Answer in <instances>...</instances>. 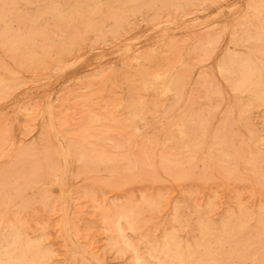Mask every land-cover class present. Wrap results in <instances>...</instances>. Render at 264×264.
Segmentation results:
<instances>
[{
  "label": "rangeland",
  "instance_id": "obj_1",
  "mask_svg": "<svg viewBox=\"0 0 264 264\" xmlns=\"http://www.w3.org/2000/svg\"><path fill=\"white\" fill-rule=\"evenodd\" d=\"M159 1L0 0V242L6 237L0 253L9 248L11 252L1 253L0 260L8 259L10 264L18 260L20 264L29 260L30 264H150L152 259V264H178L165 253L169 245L183 256L191 251L194 258L212 259L218 254V264L264 263V98H256L264 92V37L259 31L264 24V0ZM50 3L61 14L45 13ZM178 70H183L180 75ZM198 137L201 146L196 144ZM168 147L171 151L167 152Z\"/></svg>",
  "mask_w": 264,
  "mask_h": 264
},
{
  "label": "bare ground",
  "instance_id": "obj_2",
  "mask_svg": "<svg viewBox=\"0 0 264 264\" xmlns=\"http://www.w3.org/2000/svg\"><path fill=\"white\" fill-rule=\"evenodd\" d=\"M63 1H64V0H63ZM72 1H73V0H72ZM74 1H75V0H74ZM103 1H104V0H103ZM108 1H109V0H107V2H108ZM148 1H150V0H148ZM155 1H156V0H155ZM160 1H161V0H160ZM160 1H159V3H160ZM166 1H167V0H166ZM178 1H179V0H178ZM180 1H181V0H180ZM36 2H37V1H36ZM77 2H78V0H77ZM88 2H89V1H88ZM96 2H97V0H96ZM119 2H120V1H119ZM131 2H132V1H131ZM134 2H135V1H134ZM55 3H56V2H55ZM64 3H65V2H64ZM80 3H81V1H80ZM94 3H95V1H94ZM97 3H98V2H97ZM110 3H111V1H110ZM123 3H124V2L122 1V3H121V4H122V7H123ZM126 3H127V2H126ZM139 3H141V2H139ZM148 3H149V2H148ZM39 4H40V3H39ZM50 4H51V3H50ZM74 4H75V3H74ZM87 4H88V3H87ZM107 4H108V3H107ZM134 4H135V3H134ZM144 4H146V3H144ZM150 4H151V3H150ZM184 4H185V3H184ZM3 5H4V4H3ZM30 5H31V3H30ZM78 5L80 6V4H78ZM84 5H85V4H84ZM104 5H105V4H104ZM124 5H125V4H124ZM126 5H128V4H126ZM138 5H139V4H138ZM88 6H89V4L87 5V7H88ZM117 6H118V5H117ZM131 6H132V4H131ZM181 6H182V5H181ZM6 7H7V6H6ZM68 7H69V6H68ZM68 7H66V8H68ZM81 7H82V6H81ZM93 7H94V6H93ZM115 7H116V6H115ZM125 7H126V6H125ZM129 7H130V6H129ZM134 7H135V6H134ZM72 8H73V10L76 9V8H74L73 6H72ZM126 8H127V7H126ZM132 8H133V6H132ZM135 8H136V7H135ZM250 8H251V6H250ZM99 9H100V7H99ZM124 9H125V8H124ZM129 9H131V8H129ZM175 9H176V8H175ZM229 9H230V8H229ZM252 9H253V8H252ZM255 9H256V7H255ZM9 10H10V9H9ZM62 10H63V9H62ZM79 10H81V9H79ZM83 10H84V9H83ZM88 10H89V9H88ZM88 10L86 9V11H88ZM105 10H106V9H105ZM156 10H157V9H156ZM5 11H6V10H5ZM7 11H8V10H7ZM12 11H13V10H12ZM28 11H29V10H28ZM43 11H44L45 13L48 12V14H49V12H50V13H54V14H61V12H59V11L57 10V6H53V4L45 6L44 9H43ZM71 11H72V10H71ZM71 11H69V12H71ZM84 11H85V10H84ZM107 11H109V8H107ZM113 11H115V10H113ZM124 11H125V10H124ZM180 11H182V10H180ZM256 11H257V10H256ZM31 12H33V11H31ZM35 12H36V11H35ZM74 12H76V11H74ZM78 12H79V11H78ZM89 12H90V11H89ZM29 13H30V12H29ZM72 13H73V12H72ZM80 13H81V12H80ZM97 13H98V12H97ZM106 13H107V12H106ZM126 13H127V12H126ZM130 13H131V12H130ZM8 14H9V13H8ZM38 14H39V13H38ZM40 14L42 15V13H40ZM46 14H47V13H46ZM65 14H66V13H65ZM70 14H71V13H70ZM86 14H87V13H86ZM90 14H91V13H90ZM104 14H105V11H104ZM113 14L115 15L116 13H113ZM113 14H112V15H113ZM26 15H28V14H26ZM33 15H34V14H33ZM62 15H63V13H62ZM67 15H68V13H67ZM75 15H76V14H75ZM87 15H88V14H87ZM95 15H96V14H95ZM251 15H252V14H251ZM9 16H10V15H9ZM52 16H53V15H52ZM60 16H61V15H60ZM69 16H70V15H69ZM77 16H79V14H78ZM91 16H92V15H91ZM109 16H110V13H109ZM14 17H15V16H14ZM32 17H33V16H32ZM45 17H46V16H45ZM54 17H55V16H54ZM57 17H58V16H57ZM61 17H62V16H61ZM63 17H64V18H67L66 16H63ZM70 17H71V16H70ZM110 17H111V16H110ZM112 17H113V16H112ZM112 17H111V18H112ZM15 18H17V17H15ZM35 18L37 19V17H35ZM38 18H39V17H38ZM46 18H47V17H46ZM50 18H51V17H50ZM74 18H75V17H74ZM79 18H80V16H79ZM102 18H104V17L102 16ZM111 18H110V19H111ZM22 19H23V18H22ZM40 19H42V17H41ZM48 19H49V18H48ZM52 19H53V18H52ZM56 19H57V18H56ZM62 19H63V18H62ZM69 19H70V18H69ZM69 19H68V20H69ZM76 19H77V18H76ZM88 19H89V18H88ZM112 19H113V18H112ZM7 20H8V19H7ZM53 20H54V19H53ZM33 21H34V20H33ZM37 21H38V20H37ZM37 21H36V22H37ZM41 21H42V20H41ZM41 21H40V22H41ZM74 21H75V20H74ZM84 21H85V20H84ZM87 21H88V20H87ZM28 22H29V21H28ZM42 22H43V21H42ZM66 22H67V21H66ZM68 22H69V21H68ZM80 22H81V21H80ZM254 22H255V20H254ZM254 22H253V24H254ZM262 22H263V21H262ZM8 23H9V22H8ZM30 23H31V22H30ZM58 23H59V22H58ZM61 23H62V22H61ZM249 23H250V21H249ZM15 24H16V23H15ZM42 24H43V23H42ZM46 24H47V21H46ZM46 24H45V22H44V26H45ZM72 24H73V23H72ZM81 24H82V23H81ZM253 24H252V25H253ZM21 25H22V24H21ZM24 25H25V24H24ZM31 25H32V23H31ZM33 25H34V23H33ZM57 25H58V24H57ZM57 25H56L55 27H57ZM62 25H63V24H62ZM98 25H99V24H98ZM252 25H251V26H252ZM28 26H29V25H28ZM44 26H43V27H44ZM59 26H60V25H59ZM71 26H72V25H71ZM80 26H81V25H80ZM259 26H260V25H259ZM36 27H37V26H36ZM38 27H39V26H38ZM43 27H42V28H43ZM50 27H51V26H50ZM62 27H63V26H62ZM66 27H67V26H66ZM73 27H75V26L73 25ZM82 27H83V26H82ZM253 27H254V26H253ZM48 28H49V27H48ZM52 28H53V25H52ZM83 28H84V27H83ZM98 28H100V27H98ZM112 28H113V27H112ZM139 28H140V27H139ZM255 28H256V26H255ZM259 28H260L259 31L261 32V34H262L263 37H264V24H263L262 27L260 26ZM53 29H55V28H53ZM57 29H58V28H57ZM64 29H65V27H64ZM81 29H82V28H81ZM247 29H248V28H247ZM251 29H252V27H251ZM71 30H72V29H71ZM78 30H79V29H78ZM244 30H245V32H246V29H244ZM256 30H257V29H256ZM48 31H49V29H48ZM73 31H74V30H73ZM93 31H94V30H93ZM99 31H100V30H99ZM218 31H219V30H218ZM242 31H243V30H242ZM257 31H258V30H257ZM2 32H3V31H2ZM26 32H27V31H26ZM29 32H30V31H29ZM29 32H27V33H29ZM56 32H57V31H56ZM64 32H65V31H64ZM68 32H70V31H68ZM71 32H72V31H71ZM75 32H76V31H75ZM96 32H97V31H96ZM260 32L258 33L259 35H260ZM40 33H41V32H40ZM43 33H44V32H43ZM48 33H49V32H48ZM48 33H47V34H48ZM58 33H59V32H58ZM72 33H74V32H72ZM80 33H81V32H80ZM87 33H88V32H87ZM243 33H244V32H243ZM38 34H39V33H38ZM51 34H52V32H51ZM62 34H63V33H62ZM62 34H61V35H62ZM75 34H76V33H75ZM75 34H74V35H75ZM89 34H90V33H89ZM93 34H94V32H93ZM256 34H257V32H256ZM5 35H6V34H5ZM34 35H35V34H34ZM66 35H67V34H66ZM82 35H83V34H82ZM243 35H244V34H243ZM259 35H258V36H259ZM71 36H72V34H71ZM77 36H78V35H77ZM249 36H250V34H249ZM43 37H44V36H43ZM67 37H68V36H67ZM69 37H70V36H69ZM69 37H68V38H69ZM75 37H76V36H75ZM81 37H82V36H81ZM245 37H246V36H245ZM253 37H254V36H253ZM29 38H30V36H29ZM37 38H38V37H37ZM41 38H42V37H41ZM47 38H48V37H47ZM53 38H54V37H53ZM56 38H57V37H56ZM60 38H61V37H60ZM63 38H64V37H63ZM68 38H66V40H67ZM73 38H74V37H73ZM243 38H244V37H243ZM255 38H256V37H255ZM260 38H261V37H260ZM51 39H52V38H51ZM51 39H50V40H51ZM70 39H71V37H70ZM70 39H68V40H70ZM77 39H78V38H77ZM247 39H248V38H247ZM249 39H250V38H249ZM262 39H263V38H262ZM38 40H39V39H38ZM48 40H49V39H48ZM68 40H67V41H68ZM80 40H81V39H80ZM242 40H243V39H242ZM250 40H251V39H250ZM256 40H257V39H256ZM44 41H45V40H44ZM44 41H43V43H44ZM78 41H79V40H78ZM83 41H84V40H83ZM83 41H81V42H83ZM244 41H245V40H244ZM252 41H253V40H252ZM261 41H263V40H261ZM261 41H260V42H261ZM26 42H27V41H26ZM37 42H38V41H37ZM48 42H49V41H48ZM68 42H70V41H68ZM249 42H250V41H249ZM254 42H255V41H254ZM263 42H264V41H263ZM8 43H9V41H8ZM251 43H252V42H251ZM256 43H257V42H256ZM261 43H262V42H261ZM14 44H15V45H20V43L17 42V41H14ZM38 44H39V43H38ZM64 44H65V43H64ZM68 44H70V43H68ZM73 44H74V43H73ZM73 44H72V45H73ZM248 44H249V43H248ZM253 44H254V43H253ZM253 44H252V45H253ZM257 44H258V43H257ZM259 44H260V43H259ZM32 45H33V43H32ZM41 45H42V44H41ZM60 45H61V44H60ZM66 45H67V44H66ZM70 45H71V44H70ZM238 45H239V44H238ZM240 45H241V44H240ZM244 45H245V43H244ZM252 45H251V48H252ZM5 46H6V45H5ZM171 46H173V45H171ZM171 46H170V48H171ZM254 46L256 47V44H254ZM257 46H258V45H257ZM44 47H45V46H44ZM60 47H61V46H60ZM246 47H247V45H246ZM13 48H14V47H13ZM69 48H70V47H69ZM167 48H169V47H167ZM170 48H169L168 50H170ZM8 49H9V48H8ZM39 49H40V48H39ZM41 49H42V48H41ZM72 49H73V47H72ZM158 49H159V48H158ZM171 49H172V48H171ZM249 49H250V48H249ZM56 50H58V49H56ZM68 50H69V49H68ZM70 50H71V49H70ZM162 50H163V49H162ZM165 50H166V49H165ZM168 50H167V51H168ZM206 50H207V49H206ZM252 50L254 51V49H252ZM252 50H251V51H252ZM257 50H258V49H257ZM8 51H9V50H8ZM41 52H42V51H41ZM47 52H48V50H47ZM47 52H46V53H47ZM168 52H169V51H168ZM212 52H213V51H212ZM255 52H256V51H255ZM153 53H154V52H153ZM170 53H171V52H170ZM173 53H174V52H173ZM262 53H263V52H262ZM262 53H261V54H262ZM16 54H17V53H16ZM59 54H60V53H59ZM59 54H57V55H59ZM168 54H169V53H168ZM168 54H167V55H168ZM151 55H153V54H151ZM7 56H8V54H7ZM158 56H159V55H158ZM169 56H170V55H169ZM228 56H230V55H228ZM238 56H239V55H238ZM246 56H247V55H246ZM150 57H151V59H152V56H150ZM155 57H156V56H155ZM163 57H164V55H163ZM163 57H162V58H163ZM188 57H189V56H188ZM195 57H196V56H195ZM164 58H165V57H164ZM168 58H169V57H168ZM189 58H193V57L190 56ZM189 58H188L187 60H189ZM233 58H234V57H233ZM166 59H167V58H166ZM166 59H165V60H166ZM197 59H198V58H197ZM201 59H202V58H201ZM201 59H199V60H201ZM227 59H228V57H227ZM229 59H231V58H229ZM247 59H248V58H247ZM251 59H252V58H251ZM147 60H148V59H147ZM155 60H156V59H155ZM159 60L162 61L163 59H160V58H159ZM191 60H192V59H191ZM191 60H190V61H191ZM203 60H204V59H203ZM203 60H201V61H203ZM225 60H226V59H225ZM238 60H239V59H237L236 61H238ZM34 61H35V60H34ZM148 61H149V60H148ZM168 61L170 62V60H168ZM173 61H174V60H173ZM190 61H189V62H190ZM228 61H230V60H228ZM231 61H232V59H231ZM234 61H235V60H234ZM239 61H240V60H239ZM242 61H243V60H242ZM29 62H30V61H29ZM169 62H168V63H169ZM198 62H199V61H198ZM223 62H224V61H223ZM232 62H233V61H232ZM243 62H244V61H243ZM17 63H18V62H17ZM43 63H45V62H43ZM146 63H147V62H146ZM154 63H156V61H155ZM158 63H159V61H158ZM162 63H164V62H162ZM195 63H196V59H195ZM221 63H222V62H221ZM235 63H236V62H235ZM239 63H240V62H239ZM246 63H247V61H246ZM251 63H252V62H251ZM251 63H249V64H251ZM261 63H262V61H261ZM183 64H184V63H183ZM183 64H182V65H183ZM193 64H194V62H193ZM222 64H223V63H222ZM229 64H230V63H229ZM236 64H237V63H236ZM257 64H259V63H257ZM31 65H32V64H31ZM152 65H153V64H152ZM161 65H162V64H160V66H161ZM166 65H167V63H166ZM172 65H173V64H172ZM172 65L169 66V67L171 68ZM224 65H225V64H224ZM230 65H231V64H230ZM254 65H255V63H254ZM20 66H21V65H20ZM22 66H23V65H22ZM143 66H144V64H143ZM145 66H147V65H145ZM154 66H155V65H154ZM156 66H157V65H156ZM160 66L158 65V68H159ZM164 66H165V65H164ZM193 66H194V65H193ZM219 66H220V65H219ZM238 66H239V65H238ZM245 66H246V65H245ZM245 66H244V67H245ZM258 66H259V65H258ZM258 66H257V67H258ZM43 67H44V66H43ZM137 67H139V66H137ZM152 67H153V66H152ZM162 67H163V65H162ZM183 67H185V66H183ZM187 67H188V65H187ZM231 67H232V65H231ZM250 67H251V69H252V66H251V65H250ZM146 68H147V67H146ZM146 68H145V69H146ZM153 68H154V67H153ZM165 68H168V67H165ZM165 68H164V69H165ZM232 68H233V67H232ZM240 68H242V67H240ZM263 68H264V67H263ZM263 68H262V69H263ZM136 69H139V68H136ZM140 69H141V67H140ZM140 69H139V70H140ZM148 69L150 70L149 67H148ZM154 69H155V68H154ZM164 69H163V70H164ZM171 69H172V68H171ZM179 69L181 70V69H183V68H179ZM188 69H189V68H188ZM191 69H192V68H191ZM191 69H190V70H191ZM228 69H229V72H230V68H228ZM242 69H244V68H242ZM260 69H261V65H260ZM151 70H152V69H151ZM155 70H156V69H155ZM157 70L159 71L160 69H157ZM167 70H168V69H167ZM176 70H177V69H176ZM185 70H186V69H185ZM185 70H184V71H185ZM246 70L248 71V69H246ZM137 71H138V70H136V73H137ZM141 71H142V70H141ZM144 71H145V70H144ZM182 71H183V70H182ZM182 71H180V72H182ZM226 71H227V70H226ZM234 71H235V69H234ZM242 71H245V70H242ZM247 71H245V72H247ZM255 71H256V69H255ZM159 72H160V71H159ZM178 72H179V70H178ZM180 72H179V75L181 74ZM237 72H240V71H237V70H236V73H237ZM250 72L252 73V71H250ZM261 72H262V70H261ZM136 73H135V75H136ZM141 73H143V72H141ZM144 73H145V72H144ZM155 73H156V72H155ZM165 73H166V72H165ZM184 73H185V72H184ZM187 73H188V72H187ZM227 73H228V72H227ZM241 73H242V72H241ZM137 74H138V73H137ZM151 74H153V73L150 72L149 75L152 76ZM159 74H160V73H159ZM161 74L163 75V71H162ZM230 74H231V73H230ZM230 74H229V75H230ZM237 74H238V73H237ZM239 74H240V73H239ZM249 74H250V73H249ZM140 75H141V74H140ZM140 75H139V76H140ZM146 75H147V74H146ZM174 75H175V74H174ZM182 75H183V74H182ZM224 75H225V74H224ZM233 75H234V73H233ZM150 76H149V78H150ZM156 76H157V75H156ZM156 76H155V77H156ZM177 76H178V75H177ZM230 76L232 77V75H230ZM237 76H239V75H237ZM241 76H242V74H241ZM254 76H255V75H254ZM260 76H261V75H260ZM141 77H143V76H141ZM185 77H186V75H185ZM228 77H229V76H227V78H228ZM233 77H234V76H233ZM239 77H240V76H239ZM252 77H253V76H252ZM164 78H165V76H164ZM164 78H163V79H164ZM177 78H178V77H177ZM177 78H176V79H177ZM182 78H183V77H182ZM241 78H242V77H241ZM142 79H143V78H142ZM145 79H146V77H145ZM168 79H169V78H168ZM183 79H184V78H183ZM238 79H239V78H238ZM254 79H255V78H254ZM177 80H178V79H177ZM186 80H187V79H186ZM234 80H235V78H234ZM236 80H237V79H236ZM173 81H174V80H173ZM240 81H241V80H240ZM249 81H250V80H249ZM249 81H248V82H249ZM252 81H253V80H252ZM263 81H264V80H262V82H263ZM22 82H23V81H22ZM163 82H165V81H163ZM179 82L182 83L180 80H179ZM183 82H184V81H183ZM185 82H186V81H185ZM171 83H172V82H171ZM199 83H201V82H199ZM202 83H203V82H202ZM232 83H233V81H232ZM232 83H231V84H232ZM244 83H245V82H244ZM263 83H264V82H263ZM177 84H178V82L176 83V85H177ZM204 84H205V83H204ZM260 84H261V83H260ZM178 85H179V84H178ZM182 85H183V84H182ZM234 85H235V84H234ZM236 85H237V83H236ZM241 85H242V84H241ZM243 85H244V84H243ZM245 85H246V84H245ZM245 85H244V86H245ZM161 86H163V85H161ZM200 86L203 87V84L200 85ZM179 87H180V86H179ZM236 87H237V86H236ZM262 87H264V86H262ZM162 88H164V87H162ZM172 88H173V87H172ZM172 88H171L170 90H172ZM175 88H176V87H174V89H175ZM181 88H182V86H181ZM181 88H180V89H181ZM234 88H235V87H234ZM248 88H249V87H248ZM174 89H173V90H174ZM180 89H179V90H180ZM175 90H176V89H175ZM229 90H230V89H229ZM235 90H236V89H235ZM235 90H234V91H235ZM257 90H258V89H257ZM177 91H178V90H177ZM218 91H219V90H218ZM253 91H255V89H254ZM174 92H175V91H174ZM180 92H181V91H180ZM238 92H239V91H238ZM245 92H246V91H245ZM247 92H248V91H247ZM255 92H257V91H255ZM258 92H259V91H258ZM258 92H257V93H258ZM260 92H261V90H260ZM260 92H259V93H260ZM171 93H172V92H171ZM177 93H178V96H179V92H177ZM203 93H204V95H205V91H204ZM168 94H169V93H168ZM210 94H211V93H210ZM212 94H213V93H212ZM175 95H176V94H175ZM197 95H199V94H197ZM197 95H196V96H197ZM220 95H221V94H220ZM243 95H244V94H243ZM247 95H248V94H247ZM247 95H246V96H247ZM196 96H195V97H196ZM201 96H202V95H201ZM201 96H200V97H201ZM215 96H216V95H214V97H215ZM176 97H177V96H175V98H176ZM218 97H221V96H217V98H218ZM236 97H238V96H236ZM236 97L233 96V98H236ZM239 97H240V96H239ZM239 97H238V98H239ZM252 97H253V96H252ZM260 97H261V98H264V92H263L262 95H258V94L256 95V98H260ZM175 98L173 99L174 101H175ZM181 98H182V97H181ZM181 98H180V100H182ZM191 98H192V96H191ZM193 98H194V97H193ZM193 98H192V99H193ZM202 98H203V96H202ZM207 98H208V97H207ZM207 98H206V99H207ZM211 98H212V97H211ZM217 98H216V100H217ZM192 99H190V97H189V101H190V100L193 101ZM197 99H198V98H197ZM249 99H252V98L249 96ZM176 100H178V99H176ZM252 100H254V98H253ZM263 100H264V99H263ZM198 101H199V100H198ZM201 101H203V100H201ZM212 101H214V98H213ZM220 101H221V100H220ZM236 101H237V100H236ZM260 101H261V100H260ZM260 101H259L258 103L263 102V101H261V102H260ZM171 102H172V101H171ZM193 102H194V101H193ZM199 102H200V101H199ZM199 102H198V103H199ZM243 102H244V101H243ZM178 103H179V102H178ZM201 103H203V102H201ZM209 103H210V102H209ZM234 103H235V102H234ZM258 103L255 102V104H258ZM139 104L141 105V103H139ZM139 104H138V106H139ZM188 104H192V103L189 102ZM196 104H197V103H196ZM205 104L207 105V104H208V101H207V102L205 101ZM213 104H214V103H213ZM217 104H218V103H217ZM237 104H238V103H237ZM240 104H241V103H240ZM250 104H252V103H250ZM263 104H264V103H263ZM116 105H117V104H116ZM154 105H155V103H154ZM156 105H157V104H156ZM194 105H195V104H194ZM197 105H198V104H197ZM203 105H204V104H203ZM203 105H202V106H203ZM214 105H215V104H214ZM234 105H235V104H234ZM238 105H239V104H238ZM260 105L262 106V104H260ZM113 106H114V105H113ZM122 106H124V105H122ZM175 106H176V104H175ZM175 106H174V107H175ZM189 106H190V105H189ZM207 106H208V105H207ZM211 106H212V104H211ZM215 106H216V105H215ZM215 106H214V109H215ZM250 106H251V105H250ZM258 106H259V104H258ZM258 106H257V107H258ZM125 107H126V105H125ZM125 107H124V108H125ZM135 107H137V106H135ZM155 107H156V106H155ZM174 107H173V108H174ZM187 107H188V106H187ZM196 107H197V106H196ZM196 107H195V109H196ZM200 107H201V106H200ZM209 107H210V106H209ZM235 107H236V106H235ZM238 107H239V106H238ZM245 107H246V106H245ZM245 107H244V108H245ZM248 107H249V106H248ZM251 107H252V106H251ZM253 107H254V105H253ZM113 108H114V107H113ZM139 108H142V107L139 106ZM139 108H138V109H139ZM156 108H157V107H156ZM169 108H170V107H169ZM201 108H202V107H201ZM203 108H204V106H203ZM211 108H212V107H211ZM240 108H242L241 105H240ZM127 109H128V108H127ZM143 109H144V108H143ZM157 109H158V108H157ZM171 109H172V108H171ZM209 109H210V108H209ZM242 109H243V108H242ZM134 110H135V109H134ZM140 110H142V109H140ZM140 110H138V111H140ZM162 110H163V109H162ZM162 110H161V111H162ZM203 110H205V108H204ZM243 110H244V109H243ZM246 110H248V108H247ZM154 111H155V110H154ZM164 111H166V110H164ZM189 111H190V110H189ZM191 111H192V110H191ZM196 111H197V109H196ZM207 111H208V108H207ZM212 111H213V110H212ZM212 111H209V112H212ZM236 111H237V110H236ZM142 112H143V110H142ZM197 112H198V111H197ZM197 112H196L195 114H197ZM199 112H200V110H199ZM201 112H202V111H201ZM203 112H204V111H203ZM239 112H240V111H239ZM131 113H132V112H131ZM136 113L138 114V112H135V114H136ZM153 113H156V112H153ZM178 113H180V112H178ZM191 113H194V111H192ZM191 113H190V114H191ZM206 113H207V112H206ZM243 113H244V112H243ZM246 113H247V112L245 111L244 114H246ZM137 114H136V115H137ZM140 114H141V111H140ZM161 114H163V113H161ZM200 114H201V113H200ZM208 114H209V113H208ZM241 114H242V112H241ZM249 114H250V113H249ZM249 114L247 115L248 117L250 116ZM178 115H179V114H178ZM180 115H181V113H180ZM108 116H110V115H108ZM138 116H139V114H138ZM197 116H199V115H197ZM204 116H205V115H204ZM212 116H213V115H212ZM212 116H211V117H212ZM225 116H226V115H225ZM239 116H241V115H239ZM176 117H177V115H176ZM188 117H190V116H188ZM201 117H202V116H200L199 118H201ZM211 117H210V118H211ZM241 117H242V116H241ZM241 117H240V118H241ZM248 117H247V119H248ZM137 118H138V117H137ZM166 118H167V117H166ZM177 118H178V117H177ZM196 118H197V117H196ZM203 118H204V117H203ZM113 119H114V118H113ZM172 119H174V118H172ZM193 119H194V118H193ZM197 119H198V118H197ZM197 119H196V120H197ZM205 119H206V118H205ZM205 119H204V120H205ZM245 119H246V118H245ZM245 119H244V120H245ZM178 120H179V118H178ZM178 120H176V121H178ZM181 120H182V119H181ZM188 120H189L188 122H191L189 118H188ZM196 120H195V121H196ZM211 120H212V118H211ZM222 120H224V119H222ZM248 120H251V119H248ZM248 120H246V121H248ZM125 121H126V120H125ZM171 121H172V120H171ZM179 121H180V120H179ZM185 121H186V119H185ZM198 121H199V120H198ZM200 121H201V120H200ZM240 121H241V120H240ZM210 122H212V121H210ZM210 122H209V123H210ZM241 122H242V121H241ZM123 123H125V122H123ZM170 123H172V122H169V124H170ZM180 123H181V122H180ZM191 123H192V122H191ZM194 123H195V122H194ZM197 123H198V122H197ZM204 123H205V122H204ZM223 123H224V122H223ZM243 123H245V121H243ZM126 124H127V123H126ZM126 124H125V125H126ZM129 124H130V123H129ZM173 124H174V123H173ZM176 124H178V123H176ZM184 124L186 125V122H185ZM187 124L189 125V123H187ZM195 124H196V123H195ZM221 124H222V122H221ZM247 124H248V123H247ZM127 125H128V124H127ZM188 125H187V126H188ZM190 125H191V124H190ZM219 125H220V124H219ZM243 125H245V124H243ZM172 126H174V125H172ZM194 126H195V125H194ZM203 126H204V125H203ZM221 126H222V125H221ZM221 126H220V127H221ZM223 126H224V125H223ZM230 126H231V125H230ZM245 126H246V125H245ZM175 127H176V126H174V128H173L174 130H175ZM185 127H186V126H185ZM191 127H192V126H191ZM191 127H189V129H190ZM195 127H196V126H195ZM195 127H194V128H195ZM199 127H200V126H199ZM199 127H198V128H199ZM201 127H202V126H201ZM208 127H209V126H208ZM227 127H228V125H227ZM170 128H171V124H170ZM196 128H197V127H196ZM196 128L193 129V130H196ZM217 128H219V127H217ZM222 128H223V127H222ZM230 128H231V127H230ZM247 128H248V127H247ZM168 129H169V128H168ZM191 129H192V128H191ZM191 129H190V130H191ZM201 129H202V128H201ZM201 129H200V130H201ZM208 129H209V128H208ZM174 130H173V131H174ZM182 130H183V129H182ZM193 130H192V131H193ZM203 130H205V129L203 128ZM203 130H202V131H203ZM219 130H220V129H219ZM222 130H223V129H222ZM222 130H221V131H222ZM227 130H228V129H227ZM248 130H249V128H248ZM169 131H170V130H169ZM186 131H187V130H186ZM186 131H185V132H186ZM196 131H197V130H196ZM196 131H195V132H196ZM198 131H199V130H198ZM202 131H201V132H202ZM230 131H231V130H230ZM171 132H172V131H171ZM203 132H204V131H203ZM217 132H218V129H217ZM217 132H216V133H217ZM226 132H227V131H226ZM226 132H225V134H226ZM250 132H251V131H250ZM169 133H170V132H169ZM175 133H177V131H176ZM189 133H190V132H189ZM206 133H207V132H206ZM222 133H223V132H222ZM177 134H179V133H177ZM197 134H198V133H197ZM201 134H203V133H201ZM227 134H228V133H227ZM229 134H230V133H229ZM154 135H155V134H154ZM154 135H152V136H154ZM163 135H164V134H163ZM198 135H199V134H198ZM204 135H205V133H204ZM219 135H220V134H219ZM155 136H156V135H155ZM155 136H154V137H155ZM164 136H165V135H164ZM170 136H171V135H170ZM180 136H181V135H180ZM188 136H189V134H188ZM188 136H186V138H187ZM194 136H196V134H194ZM202 136H203V135H202ZM214 136H215V135H214ZM214 136H213V137H214ZM220 136H221V135H220ZM222 136H223V135H222ZM224 136H225V135H224ZM230 136H232V134H231ZM250 136H251V134H250ZM184 137H185V136H184ZM191 137H192V136H191ZM199 137H200V136H199ZM199 137H198V142H197L196 144L199 143V139H200ZM203 137H204V136H203ZM203 137H201V138H203ZM205 137H206V136H205ZM205 137H204V138H205ZM233 137H235V136L233 135ZM152 138H153V137H152ZM156 138H157V137H155V140H156ZM178 138L180 139V137H178ZM195 138H196V137H195ZM219 138H221V137H219ZM226 138H227V137H226ZM226 138H225V139H226ZM230 138H231V137H230ZM252 138H254V137H252ZM150 139H151V138H150ZM153 139H154V138H153ZM167 139H168V138H167ZM181 139H182V138H181ZM187 139H188V138H187ZM210 139H211V138H210ZM216 139H217V138H216ZM225 139H224V140H225ZM157 140H158V138H157ZM195 140H196V139H195ZM195 140H193V141H195ZM211 140H212V139H211ZM211 140H210V141H211ZM214 140H215V139H214ZM228 140H229V137H228ZM230 140H231V139H230ZM253 140H254V139H253ZM153 141H154V140H153ZM153 141H151V142H153ZM162 141H163V140H162ZM168 141H169V140H168ZM175 141H177V140H175ZM178 141H179V140H178ZM180 141H181V140H180ZM190 141H191V140H190ZM196 141H197V140H196ZM201 141H202V140H201ZM201 141H200V142H201ZM220 141H222V139H221ZM233 141H234V138H233ZM233 141H232V143H233ZM242 141H243V140H242ZM166 142H167V141H166ZM216 142L221 143V142H219V140H217ZM216 142L214 143V141H213V144L215 145ZM225 142H226V140H225ZM154 143H155V142H154ZM154 143H153V144H154ZM176 143H178V142H176ZM179 143H180V142H179ZM184 143H185V141H184ZM189 143H190V142H189ZM191 143H192V142H191ZM191 143H190V144H191ZM228 143H229V142H228ZM78 144H80V143H78ZM156 144H157V142H156ZM193 144H195V143H193ZM196 144H195L194 146H196ZM199 144H200V143H199ZM244 144H246V143L244 142ZM209 145H210V144H209ZM214 145H211V146H214ZM217 145H218V144H217ZM247 145H248V143H247ZM162 146H163V145H162V143H161V147H162ZM170 146H171V145H170ZM179 146H180V145H179ZM181 146H182V144H181ZM192 146H193V145H191V148H192ZM200 146H201V144H200ZM222 146H224V145H222ZM226 146H227V145H226ZM228 146H229V145H228ZM231 146H232V148H235V147H233V144H232ZM61 147H62V146H61ZM78 147H79V146H77V148H78ZM174 147L176 148L175 145H174ZM185 147H187V146H185ZM188 147H189V145H188ZM218 147H219V145H218ZM224 147H225V146H224ZM172 148H173V147H172ZM179 148L181 149V147H179ZM183 148H184V146H183ZM216 148H217V147H216ZM216 148L214 147V149H216ZM221 148H222V147H221ZM226 148H227V147H226ZM226 148H224V149L227 150ZM232 148L230 147V149H232ZM72 149H73V148H72ZM163 149H164V148H163ZM169 149H170V147H168L167 152L169 151ZM188 149H190V148H188ZM198 149H199V148H198ZM218 149H219V148H218ZM245 149H246V148H244L243 150H245ZM165 150H166V148H165ZM165 150H163V151L165 152ZM177 150H178V148H177ZM195 150H196V149H195ZM212 150H213V149H212ZM228 150H229V149H228ZM76 151H77V150H76ZM88 151H89V150H88ZM161 151H162V150H161ZM170 151H171V149H170ZM179 151H180V150H179ZM182 151H184V150H182ZM186 151L189 153V151L192 152L193 150H189V151L186 150ZM186 151H185V152H186ZM219 151H220V150H219ZM219 151L217 152V154L219 153ZM241 151H242V150H241ZM164 152H162V153H164ZM173 152L175 153L174 150H173ZM173 152H172V153H173ZM196 152H197V151H196ZM200 152H201V151H200ZM242 152H243V151H242ZM244 152H245V151H244ZM250 152H251V151H250ZM74 153H75V152H74ZM169 153H171V152H169ZM174 153H173V154H174ZM177 153H178V152H176V154H177ZM210 153H211V151L209 152V154H210ZM215 153H216V152H215ZM220 153H221V152H220ZM225 153H226V152H225ZM227 153H228V152H227ZM239 153H240V152H239ZM160 154H161V152H160ZM179 154H180V153H179ZM192 154H194V153L192 152ZM192 154H191V155H192ZM213 154H214V153H213ZM217 154H216V155H217ZM233 154H234V151H233V153H232L231 155H233ZM240 154H241V153H240ZM248 154H249V152H248ZM248 154H246V155H248ZM61 155H62V154H61ZM161 155H162V154H161ZM180 155H181V154H180ZM180 155H179V156H180ZM185 155L187 156V154H185ZM185 155H184V157H186ZM188 155H189V154H188ZM202 155H203V154H202ZM216 155H215V156H216ZM249 155H250V154H249ZM169 156H170V155H169ZM175 156L177 157V155H175ZM182 156H183V155H182ZM189 156H190V155H189ZM221 156H224V155L222 154ZM252 156H253V154H252ZM254 156H255V154H254ZM74 157H75V156H74ZM107 157H108V156H107ZM164 157H165V156H163V158H164ZM171 157H172V156H171ZM180 157H181V156H180ZM184 157H183V158H184ZM187 157H188V156H187ZM245 157H246V156H245ZM248 157H249V156H248ZM75 158L77 159V157H75ZM121 158H122V157H121ZM123 158H124V157H123ZM166 158H167V157H166ZM183 158H182V160H183ZM191 158H192V157L190 156V160H191ZM200 158H201V157H200ZM216 158H217V157H216ZM219 158H220V155H219ZM219 158H218V159H219ZM232 158H233V157H232ZM238 158H239V157H238ZM250 158H251V157H250ZM63 159H64V158H63ZM76 159H75V160H76ZM87 159H88V158H87ZM104 159H105V158H104ZM115 159H116V158H115ZM170 159H171V158H170ZM201 159H203V158H201ZM218 159H216V160H218ZM228 159H229V158H228ZM84 160H85V159H84ZM107 160H108V159H107ZM177 160H179V159H177ZM177 160H176V162H177ZM180 160H181V158H180ZM182 160H181V161H182ZM213 160H214V158H213ZM219 160H220V159H219ZM222 160H225V161H226V158H224V159L222 158ZM231 160H233V159H230V161H231ZM239 160H240V159H239ZM243 160H245V159H243ZM243 160H242V161H243ZM256 160H257V159H256ZM256 160H255V161H256ZM87 161H88V160H87ZM110 161H111V160H110ZM169 161H170V160H169ZM173 161H175V159H173ZM184 161H185V159H184ZM187 161H188V160H187ZM192 161H193V160H192ZM202 161H203V160H202ZM225 161H224V162H225ZM64 162H65V161H64ZM124 162H125V161H124ZM233 162H234V161H232L231 163L233 164ZM191 163H192V162H191ZM64 164H65V163H64ZM93 164H94V163H93ZM118 164H119V163H118ZM120 164H121V160H120ZM225 164H226V163H225ZM232 164H231V165H232ZM242 164H243V163H242ZM246 164H247V163H246ZM66 165H67V163H66ZM100 165H101V164H100ZM103 165H106V164H103ZM142 165H144V164H142ZM233 165H234V164H233ZM233 165H232V166H233ZM235 165H236V163H235ZM237 165H238V163H237ZM109 166H110V165H109ZM113 166H114V164H113ZM113 166H111V168H112ZM118 166H119V165H118ZM121 166H122V164H121ZM144 166H146V165H144ZM148 166H149V165H148ZM187 166H188V165H187ZM189 166H190V165H189ZM242 166H243V165H242ZM254 166H255V164H254ZM254 166H253L252 170H254ZM64 167H65V166H64ZM64 167L62 168L63 170H64ZM171 167H172V165H171ZM224 167H225V166H224ZM243 167H244V166H243ZM243 167H242V168H243ZM245 167H246V166H245ZM245 167H244V168H245ZM247 167H248V166H247ZM250 167H252V165H250L249 168H250ZM118 168H120V166H119ZM139 168H140V167H139ZM164 168H165V167H164ZM230 168H231V166H230ZM230 168H228V169H230ZM236 168H237V167H236ZM236 168H235V169H236ZM121 169H122V168H121ZM177 169H178V168H177ZM177 169H176V170H177ZM183 169H184V168H183ZM185 169H186V168H185ZM245 169H247V168H245ZM245 169H244V170H245ZM258 169H259V167H258ZM115 170H116V169H115ZM125 170H126V169H125ZM138 170H140V169H138ZM187 170H188V169H187ZM108 171H109V170H108ZM113 171H114V169H113ZM122 171H123V170H122ZM140 171H141V170H140ZM142 171H143V170H142ZM142 171H141V172H142ZM225 171H226V170H225ZM225 171H223V172H225ZM246 171H247V170H246ZM249 171H250V170H249ZM64 172H65V171H64ZM64 172H63V173H64ZM127 172H128V171H127ZM181 172H182V171H181ZM259 172H260V171H259ZM63 173H62V175H63ZM95 173H96V172H95ZM138 173H139V171H138ZM147 173H148V171H147ZM226 173H227V172H226ZM254 173H255V172H254ZM254 173H253V174H254ZM261 173H262V171L260 172V174H261ZM64 174H65V173H64ZM134 174H135V173H134ZM232 174H233V173H232ZM255 174H256V173H255ZM65 176H66V175H65ZM132 176H133V175H132ZM61 177H62V176H61ZM134 177H136V176H134ZM59 178H60V177H59ZM260 178H261V177H260ZM263 179H264V178H263ZM60 180H61V179H60ZM206 180H207V179H206ZM154 200H155V199H154ZM145 201H146V200H145ZM145 201H144V203H145ZM236 204H237V203H236ZM123 205H124V204H123ZM124 206H125V205H124ZM176 206H177V205H176ZM210 206H211V205H210ZM124 208L126 209V206H125ZM134 208H135V207H134ZM236 208H237V207H236ZM260 208H261V207H260ZM130 209H131V208H130ZM136 209H137V208H136ZM241 209H243V208H240V210H241ZM261 209H262V208H261ZM65 210H66V209H65ZM194 210H195V209H194ZM207 210H208V208H207ZM234 210H235V209H233L232 211H234ZM119 211H120V210H119ZM119 211H118V212H119ZM177 211H178V210H177ZM205 211H206V209H205ZM211 211H212V210H211ZM229 211H230V210L228 209V212H229ZM243 211H244V210H243ZM243 211H241V212H243ZM127 212H128V211H127ZM134 212H135V211H134ZM134 212H133V213H134ZM172 212H173V211H172ZM202 212H203V211H202ZM225 212H226V210H225ZM261 212H262V210H261ZM124 213H125V212H124ZM133 213H132V214H133ZM234 213H235V212H234ZM249 213H250V212H249ZM249 213H248V214H249ZM255 213H256V212H255ZM258 213H259V212H258ZM122 214H123V213H122ZM122 214H121V215H122ZM132 214H129V215H132ZM172 214H174V213H172ZM194 214H195V212H194ZM196 214H197V213H196ZM230 214H231V213H230ZM248 214H247V215H248ZM263 214H264V213H263ZM197 215H198V214H197ZM223 215H224V214H223ZM235 215H236V214H235ZM237 215H238V214H237ZM208 216H209V215H208ZM224 216H225V215H224ZM224 216H223V217H224ZM239 216H240V214H239ZM254 216H256V215H254ZM263 216H264V215H263ZM131 217H132V216H131ZM133 217H134V216H133ZM177 217H178V216H177ZM205 217H206V216H205ZM209 217H210V216H209ZM235 217H236V219H237V216H235ZM235 217H234V220H235ZM137 218H138V217H137ZM196 218H197V217H196ZM198 218H200V217H198ZM210 218H211V217H210ZM219 218H220V217H219ZM257 218H258V217H257ZM263 218H264V217H263ZM114 219L116 220V218H114ZM122 219H123V217L121 218V221H122ZM131 219H132V218H131ZM170 219H172V217H171ZM250 219H251V218H250ZM255 219H256V218H255ZM255 219H254V220H255ZM118 220H119V219H118ZM135 220H136V219H135ZM195 220H196V219H195ZM223 220H224V219H223ZM240 220H241V219H240ZM242 220H243V219H242ZM262 220H264V219H262ZM110 221H111V220H110ZM110 221H109V223H110ZM199 221H200V220H199ZM211 221H213V219H212ZM211 221H210V222H211ZM218 221H219V220H218ZM236 221H237V220H236ZM111 222H112V221H111ZM114 222H115V221H114ZM118 222H119V221H118ZM132 222H133V221H132ZM171 222H172V220H171ZM238 222H239V221H238ZM122 223H124V222H122ZM125 223H126V222H125ZM129 223H130V222H129ZM129 223H128V224H129ZM179 223H180V222H179ZM208 223H209V221H208ZM253 223L256 225L255 222H253ZM115 224H117V223H115ZM172 224H173V222H172ZM176 224H177V223H176ZM209 224H210V223H209ZM211 224L214 225L213 222H212ZM230 224H231V223H230ZM251 224H252V223H251ZM219 225H220V224H219ZM236 225H237V222H236ZM249 225H250V224H249ZM258 225H259V224H258ZM107 226H108V225H107ZM112 226H113V225H112ZM171 226H172V225H171ZM180 226H181V225H180ZM228 226H229V225H228ZM230 226H231V225H230ZM9 227H10V226H9ZM12 227H13V226H12ZM113 227H114V226H113ZM116 227H118V225H117ZM172 227H173V226H172ZM175 227H176V226H175ZM197 227H198V226H197ZM208 227H209V226H208ZM212 227H214V226H212ZM215 227H216V226H215ZM254 227H255V226H254ZM261 227H262V226H261ZM105 228H106V227H105ZM110 228H112V227H110ZM119 228H120V227H119ZM119 228H118V229H119ZM128 228H129V227H127V229H128ZM176 228H177V227H176ZM210 228H211V227H210ZM220 228H221V227H220ZM247 228H248V227L244 228V230L247 229ZM259 228H260V227H259ZM9 229H10V228H9ZM14 229H17V228H14ZM129 229H130V231H131V230H132V227L129 228ZM129 229H128V230H129ZM227 229H228V228H227ZM11 230H12V229H11ZM11 230H10V231H11ZM111 230H113V228H112ZM124 230H125V229H124ZM124 230H123V231H124ZM164 230H166V229H164ZM181 230H182V229H181ZM221 230H222V229H221ZM248 230H250V229L248 228ZM252 230H253V227H252ZM257 230H258V229H257ZM8 231H9V230H8ZM16 231H17V230H16ZM119 231H121V229H120ZM133 231H134V230H133ZM222 231H223V230H222ZM229 231H230V230H229ZM255 231H256V230H255ZM11 232H12V231H11ZM18 232H19V231H18ZM109 232H110V231H109ZM112 232H113V231H112ZM197 232H198V231H197ZM214 232H215V231H214ZM244 232H245V231H244ZM249 232H251V231H249ZM110 233H111V232H110ZM117 233H118V232H117ZM119 233H120V232H119ZM119 233H118V234H119ZM162 233H163V230H162ZM173 233H174V232H173ZM211 233H213V232L211 231ZM217 233H218V232H217ZM262 233H263V232H262ZM13 234H15V233H13ZM13 234H12V237H11V238H13V236H14ZM17 234H18V233H17ZM122 234H124V233H122ZM195 234H196V233H195ZM245 234L247 235V233H245ZM245 234H244V237H246ZM3 235H4V234H2L1 236L3 237ZM10 235H11V233H10ZM22 235H23V233H22ZM24 235H26V234H24ZM161 235H162V234H161ZM177 235H178V234H177ZM198 235H199V234H198ZM213 235H214V234H213ZM215 235H216V234H215ZM240 235H241V234H240ZM250 235H251V234H250ZM4 236H5V235H4ZM117 236H118V235H117ZM262 236H263V235H262ZM262 236H260V237H262ZM23 237H24V236H23ZM25 237H26V236H25ZM111 237H112V236H111ZM114 237H115V236H114ZM120 237H121V236H120ZM160 237H161V236H160ZM175 237H178V236H175ZM194 237H195V236H194ZM208 237H209V236H208ZM225 237H226V236H225ZM227 237H228V236H227ZM248 237H249V236H248ZM4 238L6 239V237H3V239H4ZM18 238H19V237H18ZM123 238H124V237H123ZM139 238H140V237H139ZM153 238H154V237H152V240H153ZM196 238H197V237H196ZM209 238H210V237H209ZM209 238H208V239H209ZM238 238H240V237H238ZM249 238H250V237H249ZM251 238H252V237H251ZM262 238H263V237H262ZM0 239H1V237H0ZM3 239H2V240H3ZM5 239H4L2 242H4ZM21 239H22V238H21ZM113 239H115V238H113ZM149 239H150V238H149ZM156 239H157V238H156ZM189 239H190V238H189ZM210 239H211V238H210ZM224 239H225V238H224ZM231 239H232V238H231ZM245 239H247V238H245ZM254 239H255V238H254ZM9 240H10V239H9ZM13 240H14V239H13ZM119 240H120V239H119ZM154 240H155V239H154ZM157 240H158V239H157ZM199 240H200V239H199ZM229 240H230V239H229ZM255 240H256V239H255ZM259 240H261V239H259ZM111 241H112V240H111ZM148 241H149V240H148ZM162 241H163V240H162ZM179 241H180V240H179ZM183 241H184V240H183ZM188 241H189V240H188ZM193 241H194V240H193ZM197 241H198V239H197ZM214 241H215V240H213V242H214ZM230 241H231V240H230ZM2 242H0V245H2V244H1ZM6 242H7V241H6ZM8 242H9V241H8ZM10 242H11V240H10ZM10 242H9V243H10ZM12 242H14V241H12ZM120 242H121V241H120ZM120 242H119V243H120ZM145 242H147V241H145ZM153 242H154V241H153ZM184 242H185V241H184ZM199 242H200V241H199ZM201 242H202V240H201ZM206 242H207V241H206ZM227 242H228V241H227ZM251 242H252V240H251ZM251 242H250V244H251ZM256 242H257V241H256ZM260 242H261V241H260ZM262 242H263V241H262ZM116 243H117V242H116ZM122 243L124 244L125 242L122 241ZM147 243H148V242H147ZM147 243H146V244H147ZM162 243H163L162 246H164V242H162ZM189 243H190V242H189ZM209 243L211 244V242H209ZM7 244H8V243H7ZM10 244H11V243H10ZM10 244H9V245H10ZM14 244H15V243H14ZM24 244H25V243H24ZM30 244H31V243H30ZM110 244H112V243H110ZM182 244H183V243H182ZM190 244H191V243H190ZM216 244H217V246H218V244H219L218 240H216ZM228 244H229V242H228ZM232 244H233V243H232ZM252 244H253V243H252ZM256 244H257V243H256ZM256 244H255V245H256ZM259 244H260V243H259ZM263 244H264V243H263ZM3 245H4V244H3ZM3 245H2V246H3ZM118 245H121V244H118ZM124 245H125V244H124ZM225 245H227V244H225ZM233 245H234V244H233ZM4 246H5V245H4ZM11 246H12V245H11ZM28 246H29V245H28ZM131 246H132V245H131ZM147 246H148V245H147ZM147 246H146V247H147ZM150 246H151V245H150ZM150 246H149V247H150ZM155 246H156V245H155ZM155 246H151V247L155 248ZM158 246H160V244H158ZM191 246H192V245H191ZM215 246H216V245H215ZM217 246H216V247H217ZM246 246H247V245H246ZM14 247H15V246H14ZM18 247H19V246H18ZM121 247L123 248V247H125V246H122V245H121ZM127 247H128V246H127ZM133 247H134V246H133ZM135 247H136V245H135ZM182 247H183V246H182ZM182 247H181V248H182ZM206 247H207V245H206ZM206 247H205V248H206ZM211 247H212V246H211ZM251 247H252V248H251L252 251H254L253 246H251ZM2 248H3V247H2ZM27 248H28V247H27ZM32 248H33V247H32ZM32 248H31V249H32ZM36 248H37V247H36ZM137 248H138V247H137ZM137 248H135V249H137ZM144 248H145V247H144ZM158 248H159V247H158ZM158 248H156V250H157ZM165 248H167V249H166L167 251H166V252L164 251V252H165L167 255H169V259H171V258H172V259H175V260L178 262V264H218V263L220 262V259L217 258V257H218V256H217L218 254L216 255V258L214 257V258H212V259H211V258H206L205 256H202V255H201L202 257H200V258H199V255L197 256L198 258H194V257H193V252H191L190 250H189L190 252H188V253L186 252V253H187V254H185L186 256H183L184 254L182 255L181 252H179V250L177 251L176 249H171L169 245H166ZM172 248H173V246H172ZM191 248H192V247H191ZM195 248H196V247H195ZM195 248H194V250H196ZM245 248H246V247H245ZM247 248H248V247H247ZM256 248H257V245H256L255 249H256ZM262 248H263V246H262ZM21 249H23L22 246H21ZM21 249L18 248V250H21ZM150 249H151V248H150ZM163 249H164V248H163ZM201 249H202V248H201ZM224 249H226V248H224ZM224 249H220V250H224ZM236 249H237V248H236ZM236 249H235V250H236ZM243 249H244V248H243ZM243 249H241V250H243ZM251 249H250V250H251ZM260 249H261V248H260ZM260 249H259V251H260ZM9 250H10V248L8 249V251H5V250H4L5 253H3V252H1V253H3V255H4V254H9V253H11V252H9ZM11 250H13V251L16 252L17 249L15 250V248H14V249H11ZM25 250L27 251V249H25ZM130 250H131V249H130ZM130 250H128V251H130ZM145 250H146V249H145ZM153 250H154V249H153ZM180 250H181V249H180ZM192 250H193V248H192ZM204 250L206 251V249H204ZM261 250H262V249H261ZM34 251H35V250H34ZM36 251H38V250H36ZM42 251H43V250H41V252H42ZM131 251H133V249H132ZM150 251H151V253H152V249H151ZM211 251H212V250H211ZM237 251H238V249H237ZM21 252H22V251H21ZM160 252H161V251L159 250V253H160ZM184 252H185V251H184ZM196 252H197V251H196ZM196 252H195V255H196ZM207 252H208V250H207ZM212 252H213V251H212ZM235 252H236V251H235ZM239 252H240V251H239ZM242 252H243V251H242ZM254 252H255V251H254ZM262 252H264V251L262 250ZM1 253H0V254H1ZM32 253H33V252H32ZM145 253H147V252H145ZM151 253H150V254H151ZM155 253H156V252H155ZM236 253H237V252H236ZM240 253H241V252H240ZM251 253H252V252H251ZM260 253H261V252H260ZM12 254H13V253H12ZM16 254H17V253H16ZM30 254H31V253H30ZM162 254H164V253H161V255H162ZM207 254H208V253H207ZM246 254H247V252H246ZM262 254H264V253H262ZM262 254H260V256H261ZM9 255H10V254H9ZM9 255H8V256H9ZM13 255H14V254H13ZM19 255H21L20 252H19ZM22 255H23V254H22ZM35 255H36V254H35ZM138 255H139V254H138ZM154 255H155V254H153L152 257H153ZM219 255H221V254L219 253ZM233 255H234V254H233ZM242 255H243V254H242ZM252 255H253V254H252ZM157 256H158V255H157ZM164 256H165V255H164ZM164 256H163V259H164ZM214 256H215V255H214ZM225 256L227 257V255H225ZM239 256H240V255H239ZM247 256H248V255H247ZM249 256H250V255H249ZM257 256H259V255H257ZM6 257H7V256H6ZM6 257H4V258H6ZM17 257H19V256H16V260H17ZM20 257H21V256H20ZM35 257H36V256H35ZM37 257H38V256H37ZM132 257H134V256H132ZM138 257H141V256H138ZM144 257H146V256H144ZM147 257H148V256H147ZM155 257H156V256H155ZM160 257H161V256H160ZM160 257H159V258H160ZM192 257H193V258H192ZM222 257H223V256H222ZM242 257H243V256H242ZM11 258H13V257H11ZM25 258H27V257H25ZM32 258H33V257H32ZM41 258H42V257H41ZM153 258H154V257H153ZM159 258H158V259H159ZM165 258H166V257H165ZM167 258H168V257H167ZM232 258H234V257H232ZM256 258H257V257H256ZM259 258H260V257H259ZM259 258H258V259H259ZM263 258H264V256H263ZM6 259H7V258H6ZM34 259H35V258H34ZM161 259H162V258H161ZM238 259H239V258H238ZM238 259H237V260H238ZM247 259H248V257H247ZM12 260H13V259H12ZM14 260H15V259H14ZM35 260H36V262H37V259H35ZM138 260H139V259L136 258L135 262L138 263ZM148 260H149V262H150V258H149ZM223 260H225L224 257H223ZM235 260H236V259H235ZM251 260H252V259H251ZM25 261H26V260H25ZM27 261H28V260H27ZM47 261H48V260H47ZM141 261H142V260H141ZM141 261H140V262H141ZM155 261H156V260H155ZM159 261H160V260H159ZM227 261H228V260H227ZM260 261L262 262V260H260ZM260 261H259V262H260ZM31 262H32V261H31ZM45 262H46V261H45ZM45 262H44V264H45ZM132 262H133V261H132ZM142 262L145 263L144 260H143ZM152 262H153V261H152V259H151L150 264H152ZM168 262H169V261H168ZM172 262H173V260H172ZM225 262H226V261H225ZM225 262H222V263H225ZM246 262H247V261H246ZM246 262H243V260H242V264H243V263H246ZM250 262H251V261H250ZM11 263H12V262H11ZM20 263H21V262L18 260V262L15 263V264H20ZM24 263H25V262H24ZM27 263H28V262H27ZM156 263H157V262H156ZM163 263H164V262H163ZM228 263H229V262H228ZM248 263H249V262H248ZM255 263H256V262H255ZM0 264H10V260H8V259H7V260H0ZM29 264H30V260H29ZM145 264H147V263H145ZM166 264H167V262H166ZM229 264H230V263H229ZM236 264H237V263H236ZM263 264H264V263H263Z\"/></svg>",
  "mask_w": 264,
  "mask_h": 264
}]
</instances>
